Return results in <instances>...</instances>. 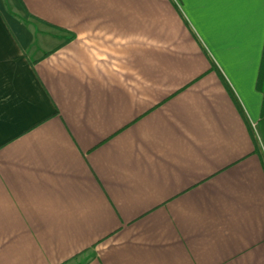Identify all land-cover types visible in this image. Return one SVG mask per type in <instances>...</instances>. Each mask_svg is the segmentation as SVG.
<instances>
[{"label":"crops","instance_id":"crops-1","mask_svg":"<svg viewBox=\"0 0 264 264\" xmlns=\"http://www.w3.org/2000/svg\"><path fill=\"white\" fill-rule=\"evenodd\" d=\"M0 264H264V0H0Z\"/></svg>","mask_w":264,"mask_h":264},{"label":"snow or ice","instance_id":"snow-or-ice-1","mask_svg":"<svg viewBox=\"0 0 264 264\" xmlns=\"http://www.w3.org/2000/svg\"><path fill=\"white\" fill-rule=\"evenodd\" d=\"M207 2H215V0H207ZM235 3H247L248 0H232Z\"/></svg>","mask_w":264,"mask_h":264}]
</instances>
